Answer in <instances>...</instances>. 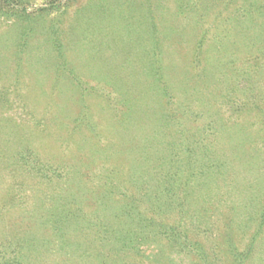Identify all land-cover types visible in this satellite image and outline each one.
I'll list each match as a JSON object with an SVG mask.
<instances>
[{
	"label": "rangeland",
	"instance_id": "rangeland-1",
	"mask_svg": "<svg viewBox=\"0 0 264 264\" xmlns=\"http://www.w3.org/2000/svg\"><path fill=\"white\" fill-rule=\"evenodd\" d=\"M0 264H264V0H0Z\"/></svg>",
	"mask_w": 264,
	"mask_h": 264
}]
</instances>
